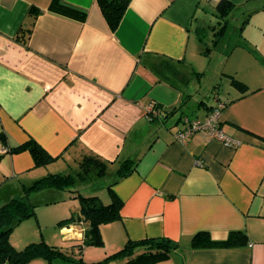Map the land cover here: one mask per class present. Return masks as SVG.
Masks as SVG:
<instances>
[{"label": "crops", "instance_id": "obj_1", "mask_svg": "<svg viewBox=\"0 0 264 264\" xmlns=\"http://www.w3.org/2000/svg\"><path fill=\"white\" fill-rule=\"evenodd\" d=\"M52 1L0 0V135L11 148L34 139L56 157L36 166L30 150L3 153L0 141V206L25 197L27 187L50 173H77L84 156L95 155L108 162L106 176L123 206L121 217L102 227L105 246L84 248L81 255L95 256L88 263L126 264L124 257L104 259L129 240L168 237L178 249L155 264H264V64L256 61L264 62V0H230L249 13L245 34L261 54L243 51L242 71L226 70L234 91L201 100L200 112L184 87L199 72L194 59L206 52V30L217 38L218 1L131 0L115 31L97 0H63L86 11L84 21L49 10ZM24 28L28 45L16 40ZM233 76L247 88L235 86ZM219 102L225 103L221 125L237 145L204 132L187 143L176 139L187 118L204 119ZM155 104L162 112L152 110ZM127 159L136 167L119 178ZM49 189L32 191L29 199ZM90 194L112 201L109 185ZM86 227L83 221L62 226L67 252L78 251ZM200 231L216 240L243 231L248 240L195 248Z\"/></svg>", "mask_w": 264, "mask_h": 264}, {"label": "trees", "instance_id": "obj_2", "mask_svg": "<svg viewBox=\"0 0 264 264\" xmlns=\"http://www.w3.org/2000/svg\"><path fill=\"white\" fill-rule=\"evenodd\" d=\"M98 4L109 23L111 29L115 31L121 24L131 0H97ZM235 4L230 0H219L217 3V16L219 17V27L216 26L214 41L217 45L227 32L228 17L234 9ZM49 10L77 18L84 21L87 18V12L75 6L65 3L63 0H53ZM31 13H39V9L32 8ZM30 29H21L16 36V40L24 45H28ZM170 68L169 62H166ZM173 69V68H172ZM195 74H200L196 72ZM232 83L242 89L247 88L246 84L234 76ZM187 96L184 94L183 103L186 102ZM225 104V103H224ZM182 106V105H181ZM181 106L171 109L170 113L177 111ZM216 106V105H215ZM214 106V107H215ZM225 108V106H224ZM223 108V109H224ZM154 109L162 112L163 107L155 104ZM153 109V110H154ZM167 111V110H166ZM164 113V112H163ZM0 141L5 146L6 152H20L30 150L36 166H44L53 162L56 157L51 155L40 143L31 139L26 143L11 148L7 144V136L5 133L0 135ZM0 153V156L3 154ZM109 164L107 161L95 156L85 155L80 161V170L76 173H50L36 180L31 186L26 188V196L15 197L0 206V264H27L35 258H45L49 264L57 259H63L70 262H77L71 255L55 245H50L46 241L31 242L24 248H17L12 240L11 234L13 229L23 220L37 214L36 205L29 199L32 191L55 188L62 190H70L75 192L78 181L87 180L94 173L97 176L105 177L108 173ZM136 167L134 160L127 159L122 162L117 170L119 178H123L130 174ZM114 183L109 184L112 201L106 203L99 195L91 194L85 196L78 194L81 200V206L78 213L59 221L60 226H65L74 222L83 221L86 224L84 240L77 245V250L81 255L85 247L105 246V238L102 227L104 224L117 220L121 217V209L123 200L117 195L113 189ZM248 240L246 233L243 231H232L224 240H216L208 231H200L196 233L192 239V245L195 248L207 247H232L244 244ZM179 242L168 237L146 238L141 240H129L123 248L108 256L104 261L118 258H127V264H155L159 261L168 259L173 252L178 249ZM80 259V263L84 264ZM85 263V264H100Z\"/></svg>", "mask_w": 264, "mask_h": 264}, {"label": "rangeland", "instance_id": "obj_3", "mask_svg": "<svg viewBox=\"0 0 264 264\" xmlns=\"http://www.w3.org/2000/svg\"><path fill=\"white\" fill-rule=\"evenodd\" d=\"M246 11V9L240 11L234 9L231 11L228 17L229 23L226 35L217 45L214 41V31L212 29L206 30L207 32L203 35L202 45L204 47L203 50H206V52L196 55L194 59L195 67L199 70L200 74L192 77L190 84L184 87L185 92H189L192 95L193 100L191 102L194 104L193 109L198 106L201 100L213 101L217 94L216 92H218V95L222 98H227L228 94L234 91V87L230 84L231 77L228 75L226 76V70L227 72L236 70L242 71L244 63L247 62L244 61L245 56L243 51L245 53H250L247 51L249 50L255 54L258 51L256 43H252L248 40L245 34V27L249 19H251L249 13ZM245 23L246 26L244 27ZM211 24L210 21L208 26ZM215 25L219 27L220 24L217 21ZM216 30H218V28L215 29V31ZM238 46L242 47V49L239 48L236 50ZM257 53L259 55L260 52L258 51ZM250 57L256 59V55L251 54ZM256 61H258V63L260 61L261 64H264L261 57L256 59ZM236 78L238 77L236 76ZM177 81L181 84V81ZM196 109L199 112L202 111V109ZM64 172L76 173L75 169H67V171ZM111 179V176L94 177L91 175L85 181H78L79 183L75 188V192L54 188L52 190L49 189L44 192H39L38 194L34 193L30 201L36 205L37 214L23 220L13 229L11 236L13 239L17 240L15 241L16 246L21 248V246L24 247L29 242L44 240L47 243L65 249V251H67L66 249L69 251L70 248L67 247L70 245L69 242L64 240L62 226L59 225V221L70 216L72 211H78L77 208L81 206V200L80 197H78L79 193L89 196L93 188L109 185ZM63 195L65 197H62ZM58 199L59 201H51ZM68 253L71 255L72 252L70 251ZM91 253L92 252L80 255L78 251H76L73 257L77 262L57 259L52 264H82L80 263V259L88 263L90 258L95 257ZM118 259L114 260L117 261ZM125 260L127 261V259ZM111 261L113 260L111 259Z\"/></svg>", "mask_w": 264, "mask_h": 264}, {"label": "built area", "instance_id": "obj_4", "mask_svg": "<svg viewBox=\"0 0 264 264\" xmlns=\"http://www.w3.org/2000/svg\"><path fill=\"white\" fill-rule=\"evenodd\" d=\"M219 1V0H214ZM225 104L219 102L204 119H186V126L176 133V139L182 143H187L190 138L199 132L207 133L220 139L227 146H235L238 142L225 132L221 125L222 111ZM154 107L152 106V110ZM155 111V110H153ZM6 149H2L4 152Z\"/></svg>", "mask_w": 264, "mask_h": 264}]
</instances>
